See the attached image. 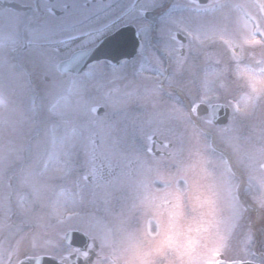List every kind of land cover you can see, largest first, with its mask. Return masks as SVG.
<instances>
[{
    "label": "rangeland",
    "instance_id": "rangeland-1",
    "mask_svg": "<svg viewBox=\"0 0 264 264\" xmlns=\"http://www.w3.org/2000/svg\"><path fill=\"white\" fill-rule=\"evenodd\" d=\"M259 10L254 7L250 12L261 15ZM202 14L181 11L163 21L165 29L175 26L191 34L185 58L168 45L167 37L162 47L172 63L175 59H196L193 72L187 62L176 71L172 69L170 78L196 104L229 105L233 114L228 132L212 128L209 118L200 119L199 125L192 124L188 111L175 95L161 90L165 57L138 59L150 64L134 74L132 85L118 84L110 96L109 114L100 119L92 111L93 95L83 96L75 84L69 96L67 81L51 88L43 85L45 90L36 96H4L9 107L8 117L0 123V264L9 263L13 243L22 228L23 234L35 229L32 237L36 254L56 255L64 248L66 229L75 225L100 246L104 257L97 264H122L121 252L129 226L138 235L144 227L142 203L146 186L158 195L167 190V199L173 202L179 196L183 215L176 220L177 231L195 236V229L208 228L203 238L210 237L213 245L221 243L225 232L220 222L242 215V208L224 196L220 154L223 138H232L230 151L246 168L264 169V84H258V91L253 92L249 80V75L264 77V39L255 33L262 27L264 17L249 23L242 18L237 0H224L205 16ZM249 32L255 33L262 43L246 44ZM148 52L155 53L153 49ZM60 60L53 59L52 63ZM37 67V73L43 72L39 64ZM131 90L137 94L132 101L128 95L125 98ZM250 97L254 104L245 111ZM57 99V110L62 116L60 121L54 118L52 122H60L62 127L55 150L50 140L37 147L31 135V121L26 122L25 115L33 102L39 107ZM12 121L18 122L7 127ZM23 151L31 155L21 170ZM53 151L61 154L62 164L77 166L73 176L60 179L63 174L55 170V160L44 169V162ZM93 158L99 175L84 182L80 172H90ZM247 160L250 164H246ZM110 166L115 171H110ZM19 171L21 175L17 174ZM11 179L15 180L13 188L9 186ZM235 180L231 174L227 181L225 178L230 196ZM14 211L13 222L24 220L25 225L32 226H12ZM44 236L52 239L46 244L37 243Z\"/></svg>",
    "mask_w": 264,
    "mask_h": 264
},
{
    "label": "flooded vegetation",
    "instance_id": "flooded-vegetation-1",
    "mask_svg": "<svg viewBox=\"0 0 264 264\" xmlns=\"http://www.w3.org/2000/svg\"><path fill=\"white\" fill-rule=\"evenodd\" d=\"M220 1L208 0L206 5H202L201 0H0V96H36L45 90L43 85L51 88L75 80L83 96L89 92L93 95L92 107L106 110L107 105L110 106V96L117 87V70L125 68L121 75L124 73L129 84L133 75L142 68V62L140 66L133 65L132 60L117 67L109 61H99L93 64L86 76H62L52 60L63 57L57 55L54 48L59 47L62 53H67L75 44L98 36L103 31L96 41L99 45L120 30L134 27L140 47L137 56L132 59H160L156 54L149 55L148 48L155 52L162 51L165 37L169 38L168 45L179 49L183 46L177 38V31L165 29L164 17L179 15L181 11L194 14L198 7L215 6ZM249 5L260 8L256 0H237L243 17L251 15L253 8H244ZM77 36L78 40L72 39ZM132 39L131 31L126 35V42L130 44ZM13 47L16 51H12ZM91 47L94 45H89ZM6 55L8 62L4 63ZM187 62L193 72L196 59H175L173 66L170 59L166 60L168 84L162 85L163 90L175 95L185 94L169 79L172 69L176 71ZM38 64L43 72L37 73ZM182 105L189 111L191 120L195 121L191 115L196 106L195 100L183 96ZM226 140L229 141L227 136ZM30 155L23 152L25 162ZM245 162L250 164L249 160ZM225 163L229 165L226 158ZM242 163L237 159L238 167L232 171L235 172L238 187L244 188L233 197L237 204L241 202L247 205L251 214L226 217L220 222L225 236L219 243V257L223 255L228 262L264 264V169L254 166L246 168ZM31 236L19 235L21 246L12 249L14 255L7 264H19L23 259L35 256ZM92 257L93 261L102 259L100 248L96 252H81L70 247L57 258L64 264H88Z\"/></svg>",
    "mask_w": 264,
    "mask_h": 264
},
{
    "label": "snow or ice",
    "instance_id": "snow-or-ice-1",
    "mask_svg": "<svg viewBox=\"0 0 264 264\" xmlns=\"http://www.w3.org/2000/svg\"><path fill=\"white\" fill-rule=\"evenodd\" d=\"M103 31L98 36H93L90 39L82 40L79 44H75L67 53H62L59 47L53 51L63 58L57 63V72L62 76L77 75L80 77L86 76L88 70L92 68L96 61L91 60L98 44L97 39L102 36ZM191 35V34H189ZM72 39L78 40L79 37ZM248 45L262 43L256 38V34L249 32L245 39ZM89 45L94 47L89 48ZM12 51H16L13 47ZM8 62L7 55L4 57V63ZM264 72V70H262ZM253 92H257V85L264 84V77L258 75H249ZM76 84L75 80L68 81V94H72V88ZM67 99V97H63ZM60 99L51 102L48 105L37 107L33 102L30 112L25 115V121H31V135L35 145L39 147L41 144L50 140L53 150H55L57 137L61 133V123L52 122L55 118L60 121L62 113L59 112L58 105ZM254 104V98L250 97L245 102L244 110L247 111ZM94 114H99L100 108L92 109ZM7 105L0 99V123L6 119ZM61 137V142H62ZM96 142L92 141V147L95 148ZM151 154V150H148ZM61 154L49 153L47 160L44 162V169L47 170L55 160L58 167L56 171L63 175L60 179H66L73 176L78 170L73 164L71 168L61 163ZM91 168L89 171H81L80 179L88 182L89 179L95 180L99 173L95 159L90 161ZM102 167V166H101ZM110 171H115L110 166ZM147 195L142 203V209L146 216L144 227L138 235L135 230L129 226L127 234V242L122 249L121 257L122 264H217V258L220 255V245H213L211 238H203L202 234L209 231L208 228L195 229V236L184 235L176 230V220L183 215L182 205L179 203V196L175 202L168 200L170 193L165 190L163 195L152 193L146 186ZM61 195L64 192L61 191ZM207 203V201H204Z\"/></svg>",
    "mask_w": 264,
    "mask_h": 264
},
{
    "label": "water",
    "instance_id": "water-1",
    "mask_svg": "<svg viewBox=\"0 0 264 264\" xmlns=\"http://www.w3.org/2000/svg\"><path fill=\"white\" fill-rule=\"evenodd\" d=\"M264 1V0H263ZM124 31L118 33L117 35L113 36V38H111L110 40H107L105 42H103L98 49L95 50V52L93 53L95 54H100V53H106L107 55H121V51L125 48H111V50H108L109 45L112 43V40L114 41L117 37H119L122 33H124ZM116 55V56H117ZM93 61L96 60H102V59H91ZM113 62L119 64L122 60L124 59H110ZM130 60V59H128ZM209 113V109L208 107H206L205 105H199L197 108V114L198 116L202 117L206 114ZM229 109L223 105H215L212 108V114H213V118H214V124L215 125H224L227 122V119L229 117ZM66 240L69 244L76 246V247H80L81 249L85 250L88 248L89 244H90V240L87 236H85L82 233H77V232H70L67 237ZM92 261V259H91ZM90 261V262H91ZM21 264H60L57 260L53 259V258H49V257H42V258H37V259H30V260H25L23 261ZM237 264H241V263H237Z\"/></svg>",
    "mask_w": 264,
    "mask_h": 264
}]
</instances>
